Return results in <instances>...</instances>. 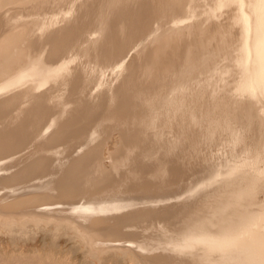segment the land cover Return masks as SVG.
<instances>
[{"label":"bare ground","instance_id":"1","mask_svg":"<svg viewBox=\"0 0 264 264\" xmlns=\"http://www.w3.org/2000/svg\"><path fill=\"white\" fill-rule=\"evenodd\" d=\"M0 264H264V0H0Z\"/></svg>","mask_w":264,"mask_h":264},{"label":"rangeland","instance_id":"2","mask_svg":"<svg viewBox=\"0 0 264 264\" xmlns=\"http://www.w3.org/2000/svg\"><path fill=\"white\" fill-rule=\"evenodd\" d=\"M106 156H108L107 154H106ZM106 161L109 163L110 161H111V159L109 158V157H106ZM216 170H218V171H216ZM213 173V175H214V177H215V179L217 180L218 179V174H220V173H218L219 171L221 172V169H216ZM218 173V174H217ZM29 245H27V244H24L23 245V248H25V249H23V251H24V256L27 254V256L24 258V259H29V258H31V255H32V253H33V250H34V247H36L37 245L39 246V248H41L42 247V242L41 241H39L38 243H37V245H35L34 246V244H32V243H28ZM6 245L8 246V248L10 247H12L11 246V244H10V242L9 241H6ZM27 245V246H26ZM29 247V248H28ZM28 253H29V255H28ZM17 255L19 254V253H16ZM78 254H80V253H78ZM78 257H80L79 255H78ZM81 258V257H80Z\"/></svg>","mask_w":264,"mask_h":264}]
</instances>
